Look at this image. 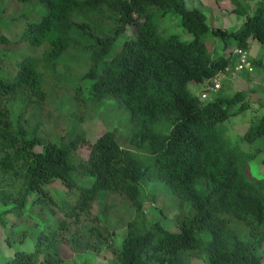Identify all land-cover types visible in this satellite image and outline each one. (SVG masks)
Instances as JSON below:
<instances>
[{
    "label": "trees",
    "instance_id": "obj_1",
    "mask_svg": "<svg viewBox=\"0 0 264 264\" xmlns=\"http://www.w3.org/2000/svg\"><path fill=\"white\" fill-rule=\"evenodd\" d=\"M17 1H38L41 19L16 33L12 46L0 28V48L48 49L12 63L0 52V227L12 216V225L30 221L36 237L32 251L3 256L0 248V264H70L65 249L74 257L106 251L112 264H262L264 178L254 177L250 163L264 151V115L233 138L224 123L249 109L247 92L228 95L224 85L202 101L188 84L234 64L231 49L213 56L208 34L225 50L231 43L247 51L250 39L264 47V5L228 31L211 28L184 0ZM168 14L192 40L159 33L157 20ZM130 27L135 35L118 45ZM70 47L88 53L80 76L87 94L78 88L49 97L47 86L66 77L61 60ZM48 105L64 128L47 126ZM112 109L127 118L126 134L118 139L105 121L91 141L86 124ZM58 181L60 199L47 188ZM160 184L177 199V231L145 210L147 194L155 208ZM114 197L129 203L128 220L115 215ZM28 235L17 233L20 242ZM4 242L11 248L14 238L6 234Z\"/></svg>",
    "mask_w": 264,
    "mask_h": 264
},
{
    "label": "rangeland",
    "instance_id": "obj_2",
    "mask_svg": "<svg viewBox=\"0 0 264 264\" xmlns=\"http://www.w3.org/2000/svg\"><path fill=\"white\" fill-rule=\"evenodd\" d=\"M184 1L187 8L198 9L202 12L206 16V22L211 28L220 27L228 31L237 29L244 22L246 15L251 14L257 5L259 7L264 5V0ZM42 12L43 6L38 1L19 2L17 0H0V28L10 41L8 45H13L12 41L14 38H16V33L23 30L27 23L38 22L41 19ZM81 19L82 18H80V20ZM157 25L159 33L164 36L175 34L182 41H190L193 38L191 34H189L180 26L179 18L174 14H168L162 18H158ZM135 33V27H130L126 33L118 38V45H121L125 40L131 39ZM204 39L209 51L212 52L214 57L224 56L225 52L234 47V44L230 43L228 44V49L225 50L223 48L222 42L209 34L204 36ZM88 41L89 38L85 37L82 39V44H86ZM248 44L247 52L249 57L254 61H261L259 66H254L252 64L254 66V72L251 75H247L248 78L241 74L240 77H237L233 80H223L225 85L224 93L233 95L238 91H246V101L250 106L246 112L241 113L236 117H231L224 123L226 130L233 138L242 135L250 122L257 120L262 115H264V47L252 39L249 40ZM1 47L2 48H0V52H4V58H6L5 61H10L12 63L16 59L21 58L26 54L31 55L33 58H38L48 49V44L44 43L39 47H32L28 44H23L19 45L17 48L9 47L8 49H4L3 46ZM88 59V53L84 49L76 47L68 48L61 60L65 67L66 77L61 81H57V86H47L49 97H57L58 95L62 94V92H73L78 88H80L82 91L81 97H85L87 94V88L90 86V84L86 80L81 79L80 76L89 65ZM0 66L2 67L0 71H3L5 64L3 63ZM59 70L63 72L64 68L60 67ZM207 85V82L204 84L189 83L188 90L193 95L201 97V99L208 98L207 101H210L216 94L207 93ZM123 111L120 112L128 116V113L125 110ZM47 112L50 114V119H46L48 120L46 123L48 127H52L54 125L64 128V124L62 126L59 125L60 121L64 119L61 118L58 112L54 111L49 105L45 106L43 110V113ZM110 112L111 113L109 114L106 112L103 113L101 117H93L92 120L88 121L89 123L86 124L89 131L88 137L91 141H93L97 136L106 130V127L104 126L105 121L110 124L109 130L113 128L117 129L118 139L126 134L127 129L125 127V123L127 118L125 115L118 117L120 116V113L118 111L116 112L114 109H112ZM114 118L116 119L114 120ZM241 147H245V149L247 148L245 144H242ZM81 154L85 156L87 154V149L83 148ZM263 157L264 151L250 163L252 167V174L255 178H264V164L261 162ZM158 187L162 188V190L159 191L161 194H158L157 198H155V208L151 206V197L147 194V201L144 203V205L145 210L148 213V217L150 219H161V222L164 226L169 227L173 231H177L174 223V216L176 212L180 210L177 209L175 205L177 199L171 195L167 189L163 188L161 184L158 185ZM47 188L55 198H61L63 194V187L59 181L51 184ZM114 201L118 204L115 215L117 217L122 216L125 221L128 220L133 215L130 206H128L129 203L127 201H122L119 197H114ZM156 208L161 210L162 214L159 215V211L157 212ZM94 211H96V208ZM161 215H164V218ZM33 216L35 219H38L35 215ZM7 219V229L0 227L1 254L3 256H12L15 250L32 251L36 237V229L31 226L32 223L30 221H16L15 224L12 225V222L15 221V219L12 216H7ZM21 230H27V232L30 234L22 242H20L17 237V233L21 232ZM118 233V240H121L123 231L118 230ZM6 234L14 238L11 248H9L4 242ZM63 254V257L69 258L68 260L70 264H112L110 262L112 260V256L106 251H102L99 254L74 257L68 249H65V252L62 253V255ZM261 254L262 264H264V249L261 251ZM1 259L2 258L0 257V260Z\"/></svg>",
    "mask_w": 264,
    "mask_h": 264
},
{
    "label": "built area",
    "instance_id": "obj_3",
    "mask_svg": "<svg viewBox=\"0 0 264 264\" xmlns=\"http://www.w3.org/2000/svg\"><path fill=\"white\" fill-rule=\"evenodd\" d=\"M232 56L234 57V64L219 71L212 79V85L210 90L215 92L221 86V82L224 79H235L242 72L252 73L253 66L248 60V54L246 50L241 48L232 49Z\"/></svg>",
    "mask_w": 264,
    "mask_h": 264
},
{
    "label": "clouds",
    "instance_id": "obj_4",
    "mask_svg": "<svg viewBox=\"0 0 264 264\" xmlns=\"http://www.w3.org/2000/svg\"><path fill=\"white\" fill-rule=\"evenodd\" d=\"M234 48H238V47H233L232 49H234ZM232 49H231V50H232ZM246 52H247V51H246ZM247 54H248V52H247ZM248 56H249V54H248ZM253 72H254V68H253ZM253 72H252V73H253ZM242 73H243V72H242ZM242 73H241V74H242ZM252 73H248V74H252ZM241 74H239L238 77H240ZM215 76H216V75H215ZM215 76H214V77H215ZM214 77H213V78H214ZM213 78H211V79L207 82L208 85H207V87H206V91H207V93H215V94H216V93H217V92H218V91L224 86V83H223V81H222V82H221V86H220V88H219L218 90H216L215 92H213V91L210 90V87H211V85H212V79H213ZM236 78H237V77H236ZM227 80H233V79H227ZM199 99L202 100V101H207L208 98H206V99H201V97H199Z\"/></svg>",
    "mask_w": 264,
    "mask_h": 264
},
{
    "label": "crops",
    "instance_id": "obj_5",
    "mask_svg": "<svg viewBox=\"0 0 264 264\" xmlns=\"http://www.w3.org/2000/svg\"><path fill=\"white\" fill-rule=\"evenodd\" d=\"M244 74V73H243Z\"/></svg>",
    "mask_w": 264,
    "mask_h": 264
}]
</instances>
